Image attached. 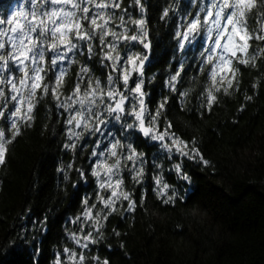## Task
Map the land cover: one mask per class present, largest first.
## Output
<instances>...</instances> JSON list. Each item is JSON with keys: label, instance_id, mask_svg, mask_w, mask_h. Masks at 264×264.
Returning a JSON list of instances; mask_svg holds the SVG:
<instances>
[{"label": "snow or ice", "instance_id": "1", "mask_svg": "<svg viewBox=\"0 0 264 264\" xmlns=\"http://www.w3.org/2000/svg\"><path fill=\"white\" fill-rule=\"evenodd\" d=\"M150 6L147 0H133L132 7L140 12L137 17L123 0H24L0 16V165L6 163L8 145L21 135L22 127L32 125L40 100L51 95L55 111L49 108V119L62 124L61 148L73 155L67 169L95 181V200L86 195L81 201L83 211L70 221L79 224V232L65 227L73 246L65 243L55 251L52 264H89L86 252L104 238L112 216L124 219L135 212V192L126 190L125 177L130 174L134 185L142 184L148 164L147 153L139 150L137 140L152 141L154 147L158 144L168 158L179 155L210 166L195 136L189 142L172 130L167 113L173 96L183 109L199 82L196 111L203 114L211 111L221 91L226 95L232 88L239 91L237 76L243 67L264 73L259 62L264 59V48L253 47L254 41L264 44V0H188L187 7L181 0L169 2L159 20L166 24L174 20L170 37L179 60L170 62L163 80L170 95L156 101L153 110L151 93L145 90L156 79V73L148 76L154 67ZM198 39L201 43L189 59L186 54ZM73 65L79 70L65 94ZM189 68L193 69L187 77L190 86L180 90ZM97 69L100 75L95 74ZM260 82L258 78L252 87L258 88ZM252 99L245 96L246 101ZM244 108L241 105L240 111ZM89 137L90 147L85 143ZM81 149L91 163L76 168L74 160ZM152 166L162 169L155 160ZM174 170L178 178L190 181L181 163ZM57 171H64L63 165ZM64 178L68 179L67 171ZM152 180L153 190L165 203L185 199L162 175L155 174ZM139 200L142 205L145 195ZM38 223L43 226L46 220ZM112 231L116 237L122 235L116 228ZM91 259L101 264L99 255ZM103 264H111L110 258H104Z\"/></svg>", "mask_w": 264, "mask_h": 264}, {"label": "trees", "instance_id": "2", "mask_svg": "<svg viewBox=\"0 0 264 264\" xmlns=\"http://www.w3.org/2000/svg\"><path fill=\"white\" fill-rule=\"evenodd\" d=\"M147 2L151 5L147 16L151 18L149 29L154 42V67L148 76L156 73V79L145 90L151 93L150 107L154 110L156 101L170 95L163 88V80L170 62L179 60L170 37L174 20L167 24L159 20L161 9L176 0ZM123 3L134 15L137 9L139 12L138 7H132L133 0ZM181 3L188 6V0ZM200 43L198 39L190 46L186 54L189 59ZM253 47L264 48V44L254 41ZM259 62L264 66V59ZM76 71L75 66L68 76L65 94L71 91L69 82ZM192 74L189 68L180 90L190 86L187 77ZM258 78L259 87L253 88ZM237 79L239 91L232 88L230 94L218 93V102L210 112L196 111L199 82L183 109L175 96L168 101L172 130L189 142L195 136L210 166L179 155L168 158L158 144L154 147L153 143L137 140L139 150L147 153L145 179L134 185L130 174L125 177V188L135 192L137 208L124 219L118 214L112 216L105 225L104 238L86 252L89 264H95L91 257L96 255L101 264L106 257L111 264H264V73L243 67ZM249 95L253 99L246 101ZM241 105L245 106L243 111ZM50 107L54 112L52 96L43 97L32 125L22 127L21 135L8 145L6 163L0 165V264H52L55 251L62 250L65 243L73 246L66 238L65 227L69 232H79V224L70 221L83 211L81 201L86 195L95 200L94 179L81 178L67 169L73 155L61 148L64 129L49 119ZM160 128H164L163 120ZM91 139L85 141L89 147ZM87 155L81 149L74 167L90 164L84 158ZM153 160L162 169L154 168ZM176 163L182 164L190 181L178 178ZM61 165L68 172L67 180L64 171H57ZM155 174L162 175L164 182L185 199L165 203L158 198L153 190ZM141 194L145 195L142 205ZM41 220H46L43 226L38 223ZM113 228L122 235L116 237Z\"/></svg>", "mask_w": 264, "mask_h": 264}, {"label": "flooded vegetation", "instance_id": "3", "mask_svg": "<svg viewBox=\"0 0 264 264\" xmlns=\"http://www.w3.org/2000/svg\"><path fill=\"white\" fill-rule=\"evenodd\" d=\"M74 79H75V77H74ZM74 79H73L72 81H70V82H69V84H72V83H73V81H74Z\"/></svg>", "mask_w": 264, "mask_h": 264}]
</instances>
